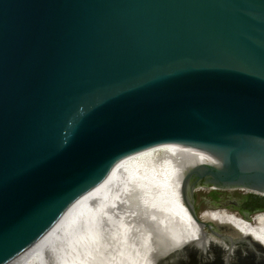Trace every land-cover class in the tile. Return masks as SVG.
I'll use <instances>...</instances> for the list:
<instances>
[{
    "label": "water",
    "instance_id": "obj_1",
    "mask_svg": "<svg viewBox=\"0 0 264 264\" xmlns=\"http://www.w3.org/2000/svg\"><path fill=\"white\" fill-rule=\"evenodd\" d=\"M166 144L213 158L194 222L200 181L264 197V0H0V264Z\"/></svg>",
    "mask_w": 264,
    "mask_h": 264
},
{
    "label": "bare ground",
    "instance_id": "obj_2",
    "mask_svg": "<svg viewBox=\"0 0 264 264\" xmlns=\"http://www.w3.org/2000/svg\"><path fill=\"white\" fill-rule=\"evenodd\" d=\"M204 163H213L212 156L175 144L124 157L13 264H46L48 260L50 264H161L160 258L168 261L191 247L202 254L215 247L229 257L244 251L237 246L244 243L257 246L264 254L263 213L243 217L226 208H214L200 212L199 223L192 220L179 187L189 168ZM86 204L92 205L96 214L89 215ZM77 210L82 216L73 219ZM71 220L72 229L68 230ZM211 225L229 233L219 234ZM78 241L85 246L74 245Z\"/></svg>",
    "mask_w": 264,
    "mask_h": 264
},
{
    "label": "rangeland",
    "instance_id": "obj_3",
    "mask_svg": "<svg viewBox=\"0 0 264 264\" xmlns=\"http://www.w3.org/2000/svg\"><path fill=\"white\" fill-rule=\"evenodd\" d=\"M218 189L211 190L207 187H199L194 191V199L192 204L197 212L214 209V208H226L229 211L236 212L239 210H245L243 205L240 203L241 191H216ZM244 194H249V191L244 190ZM130 204V203H129ZM134 211V210H133ZM136 216L137 211H134ZM263 213L264 211L258 212ZM133 216V219H134ZM141 216V215H140ZM140 216L135 220L140 222ZM211 229L219 234H227L229 231L224 228H218L216 225H211ZM207 231H209L207 229ZM237 246L242 247L244 251H236L229 257H225L218 251L217 248L210 249L209 252H197L192 247L191 249L184 250L182 255H173L168 261L160 258L161 264H264V254L255 245L247 243L238 244ZM135 247V245H134ZM208 251V250H207ZM258 253V254H257ZM151 261L149 258L148 261ZM50 264V261H47ZM46 263V264H47Z\"/></svg>",
    "mask_w": 264,
    "mask_h": 264
},
{
    "label": "flooded vegetation",
    "instance_id": "obj_4",
    "mask_svg": "<svg viewBox=\"0 0 264 264\" xmlns=\"http://www.w3.org/2000/svg\"><path fill=\"white\" fill-rule=\"evenodd\" d=\"M199 187H204L202 181H200L197 184L195 190ZM209 189L214 191V189H212V188H209ZM216 191L222 192L225 190H216ZM230 191H241V192H243V193H241V195H243V196L240 199V203H241V205H243V207H245L244 208L245 210L244 211L243 210L237 211V213L242 215L243 217H244V215L252 216L258 212L264 211V197H260V196L256 195L255 193H252V192H249V194H244L245 193L244 190H230ZM193 199H194V194H193ZM194 210H195V208H194ZM195 212H196V210H195Z\"/></svg>",
    "mask_w": 264,
    "mask_h": 264
}]
</instances>
